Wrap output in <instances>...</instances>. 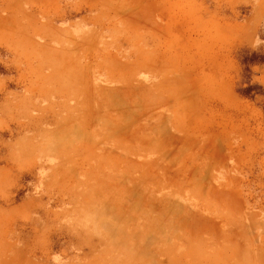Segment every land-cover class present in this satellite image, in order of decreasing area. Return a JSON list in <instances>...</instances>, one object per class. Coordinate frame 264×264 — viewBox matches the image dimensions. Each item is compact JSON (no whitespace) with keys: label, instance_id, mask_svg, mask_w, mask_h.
Wrapping results in <instances>:
<instances>
[{"label":"rangeland","instance_id":"374dc122","mask_svg":"<svg viewBox=\"0 0 264 264\" xmlns=\"http://www.w3.org/2000/svg\"><path fill=\"white\" fill-rule=\"evenodd\" d=\"M0 264H264V0H0Z\"/></svg>","mask_w":264,"mask_h":264}]
</instances>
